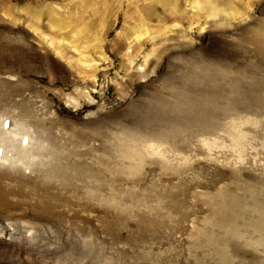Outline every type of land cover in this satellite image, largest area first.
Wrapping results in <instances>:
<instances>
[{"label": "rangeland", "instance_id": "rangeland-1", "mask_svg": "<svg viewBox=\"0 0 264 264\" xmlns=\"http://www.w3.org/2000/svg\"><path fill=\"white\" fill-rule=\"evenodd\" d=\"M22 240L0 264H264V0H0Z\"/></svg>", "mask_w": 264, "mask_h": 264}, {"label": "bare ground", "instance_id": "bare-ground-1", "mask_svg": "<svg viewBox=\"0 0 264 264\" xmlns=\"http://www.w3.org/2000/svg\"><path fill=\"white\" fill-rule=\"evenodd\" d=\"M11 237V235H9ZM13 242V241H12ZM8 242L5 245L0 243V253L6 252V253H12V252H18V254H21L22 251H24L27 247L25 245V241H21L18 243H12Z\"/></svg>", "mask_w": 264, "mask_h": 264}]
</instances>
